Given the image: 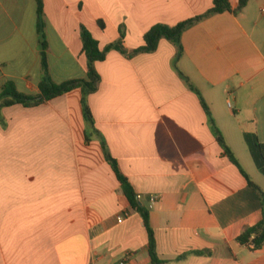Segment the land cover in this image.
<instances>
[{
  "label": "crops",
  "instance_id": "crops-1",
  "mask_svg": "<svg viewBox=\"0 0 264 264\" xmlns=\"http://www.w3.org/2000/svg\"><path fill=\"white\" fill-rule=\"evenodd\" d=\"M0 0V93L13 82L38 94L45 76L85 79L82 26L100 47L123 41L96 63L98 90L0 118V264H152L149 236L106 149L150 210L164 264H264L261 248L238 237L264 219V174L245 133L264 142V0L208 16L182 36L178 66L210 107L242 169L217 140L200 96L175 66L178 47L162 38L133 53L153 26L205 14L214 0ZM233 10L239 0H230ZM102 21L104 28L99 22ZM42 35L48 70L42 65ZM123 217V221H119Z\"/></svg>",
  "mask_w": 264,
  "mask_h": 264
},
{
  "label": "trees",
  "instance_id": "trees-1",
  "mask_svg": "<svg viewBox=\"0 0 264 264\" xmlns=\"http://www.w3.org/2000/svg\"><path fill=\"white\" fill-rule=\"evenodd\" d=\"M39 6V15H40V29L43 33V15H44V3L43 0H37ZM250 0H239L238 7L233 10L230 0H214V5L210 8L205 14L196 16L194 18L188 19L186 21L180 22L175 26H169L165 24H157L153 26L148 32L144 35L145 44L135 50L133 53L140 52H154L157 50L159 42L162 38H166L178 47L177 56L175 59V66L180 74L186 79L190 84V87L199 94L202 105L209 117V122L216 134L217 140L226 152L230 160L236 164L241 172L246 176L251 187L260 190V187L254 183L249 175L242 169L237 157L235 156L232 149L226 143L224 135L220 128L218 127L210 107L206 103L202 94L199 90L190 82L189 78L180 71L178 63L180 58L183 55L184 48L182 44L183 33L194 25L196 22L214 15L223 13L226 11L239 12L243 10ZM100 26L104 28L102 21L99 22ZM82 40H83V50L88 59V72L85 79H76L69 80L63 83L55 82L51 77L45 76L42 82L40 83V92L38 94H29L20 91L13 82L7 83L2 92L0 93V118L2 117V111L4 108L13 106L16 104H22L26 107H34L45 101L52 100L60 95L68 93L77 87H81L83 90V104L86 120L92 126L94 125V118L91 112V109L87 103V96L96 92L98 90L101 76L96 68V63L98 61H103L106 59L109 51L115 49L121 52H126L123 41H117L107 45L105 48L100 47L99 41L93 36V34L85 27L82 26ZM46 41L42 35V65L45 71L48 70V59L46 53ZM245 141L248 145L252 158L257 166V168L264 174V142L259 139V136L255 132L245 133ZM106 156L108 161L111 163L119 181L122 184V188L127 196L128 200L134 208H136L142 215L144 219V224L148 231L149 236V254L151 256L152 264H164V261L160 259L157 248H156V236L155 231L151 223L150 218V209L142 204L141 200L138 199V196L135 194L132 185L129 180L123 173L120 171L119 165L116 159L112 154L106 149ZM238 241L243 244H248L253 246V248H261L264 244V219L260 221L253 227L247 228L239 237Z\"/></svg>",
  "mask_w": 264,
  "mask_h": 264
},
{
  "label": "built area",
  "instance_id": "built-area-1",
  "mask_svg": "<svg viewBox=\"0 0 264 264\" xmlns=\"http://www.w3.org/2000/svg\"><path fill=\"white\" fill-rule=\"evenodd\" d=\"M138 199H142V196L139 195ZM159 200V196L158 195H152L149 198V203H148V208L151 210L155 207V205L157 204ZM119 221L122 222L123 221V217H119ZM132 259H133V255L132 253H127L117 264H131L132 263Z\"/></svg>",
  "mask_w": 264,
  "mask_h": 264
}]
</instances>
